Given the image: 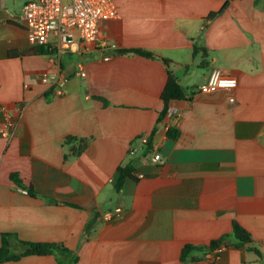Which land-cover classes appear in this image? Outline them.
I'll use <instances>...</instances> for the list:
<instances>
[{"label":"crops","instance_id":"obj_1","mask_svg":"<svg viewBox=\"0 0 264 264\" xmlns=\"http://www.w3.org/2000/svg\"><path fill=\"white\" fill-rule=\"evenodd\" d=\"M24 2L0 0V105L15 122L0 137V243L13 234L16 254L20 241L71 253L0 264H264V0H113L97 42L52 55L32 52ZM213 68L238 87L198 92ZM169 76L181 116L158 123ZM68 137L85 142L81 154ZM126 166L134 178L118 188ZM235 222L250 244L236 247ZM223 236L222 252L181 260Z\"/></svg>","mask_w":264,"mask_h":264},{"label":"built area","instance_id":"obj_2","mask_svg":"<svg viewBox=\"0 0 264 264\" xmlns=\"http://www.w3.org/2000/svg\"><path fill=\"white\" fill-rule=\"evenodd\" d=\"M117 16L113 0H25L22 9L30 46H43L56 53L75 51L79 41L97 42L101 24ZM43 81L52 87H62L65 83V79L60 76H44ZM237 87L236 78L225 76L220 69L213 68L207 81L199 86L198 92L211 94ZM235 101V98L231 99V102ZM180 116L181 111L170 106L167 117L179 119ZM0 117V137L10 138L15 128L13 116L5 106L0 105ZM160 158V154L154 156L156 161ZM23 192L28 193L26 190ZM112 217V214L105 215L107 220ZM222 250L220 247L214 253Z\"/></svg>","mask_w":264,"mask_h":264},{"label":"trees","instance_id":"obj_3","mask_svg":"<svg viewBox=\"0 0 264 264\" xmlns=\"http://www.w3.org/2000/svg\"><path fill=\"white\" fill-rule=\"evenodd\" d=\"M226 8H227V4L224 5L221 11L211 13L208 16V20H213L214 18L219 16L221 13H223V11ZM32 49H33L32 52L36 55H52L55 53V51L50 50L49 48L43 46ZM200 51H203V53L205 54V50L203 48L195 45L194 53H198ZM120 52L125 54L134 53L148 58L154 57V54L144 50H123ZM161 98L164 107L163 110L161 111L160 117L158 119V123L168 115L170 105L174 100H180L185 98V93L183 89L179 85L178 81L172 76H169ZM155 131L156 129L154 128L152 130V134L155 133ZM167 135L168 137H170V139L177 140L180 133L175 128H169ZM65 144L67 145L76 144V146H74L72 150V155L74 156L81 154L85 149V142L83 140H76L75 138L72 137H68L67 140L65 141ZM134 173L135 171L131 166L120 167L118 169L119 180L117 187L121 188L126 179L134 178ZM10 178L19 188L27 190V192L31 196L33 197L38 196V193L34 190L33 186L24 185V182L20 179V177L17 174H11ZM232 236L238 241V243L235 244L236 247H243L252 242L251 234L236 222L233 224ZM13 237H15V235L13 234L2 235L1 243H0V263L19 261L22 258L28 256H47V255H56V254L66 255L71 253L70 249L65 248L57 243H33V242L20 241L24 245L25 250L19 254H16L12 252ZM228 240H229V236H223L220 239L213 241L207 247H197L191 245L185 246L182 252L181 260L183 262H187V261L196 262L201 258L192 256L194 252H199L202 254L214 252L216 249L220 248L221 246H227Z\"/></svg>","mask_w":264,"mask_h":264}]
</instances>
